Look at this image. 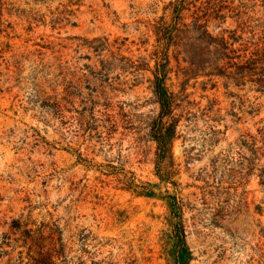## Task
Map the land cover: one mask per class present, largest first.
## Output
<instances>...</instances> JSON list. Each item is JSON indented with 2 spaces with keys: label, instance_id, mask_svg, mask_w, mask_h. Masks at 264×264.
I'll use <instances>...</instances> for the list:
<instances>
[{
  "label": "rangeland",
  "instance_id": "374dc122",
  "mask_svg": "<svg viewBox=\"0 0 264 264\" xmlns=\"http://www.w3.org/2000/svg\"><path fill=\"white\" fill-rule=\"evenodd\" d=\"M171 2L0 0V264H172L168 196L183 206L190 264H264V157L243 144L264 143V97L205 78L181 94L186 65L171 54L184 103L165 183L148 136L153 76L113 69L122 57L154 69L152 26L171 20ZM225 17L209 30L242 34L247 18Z\"/></svg>",
  "mask_w": 264,
  "mask_h": 264
},
{
  "label": "trees",
  "instance_id": "16d2710c",
  "mask_svg": "<svg viewBox=\"0 0 264 264\" xmlns=\"http://www.w3.org/2000/svg\"><path fill=\"white\" fill-rule=\"evenodd\" d=\"M200 2L201 6L196 7ZM235 0H174L170 3L173 9L172 18L167 21L161 17L152 26L155 38L154 52L151 61H154V69L143 61L134 62L125 57L120 62H126L124 66H113V63H102L100 72L101 82L105 83L111 67H120L123 72L134 70L136 73L150 72L153 76L152 87L156 103L159 106L158 115L148 123L149 138L156 145V166L168 164L171 169L164 176H158L161 182L171 183L174 172L173 145L178 136V127L181 117L177 112L182 109L181 96L171 89V54L182 68L186 80L182 84L181 94L185 93V85L191 80L201 78L214 81L223 79L227 87L233 85L236 88L250 87L252 91L264 97V0H238V6L234 7ZM196 8L193 22H185L184 13L190 8ZM225 12L234 14L239 19L246 17L247 21L240 25L242 34L236 31H224L215 34L209 30L212 20L225 19ZM196 13H200L198 15ZM262 15V16H258ZM253 24V25H252ZM240 27V26H239ZM244 29L246 32H244ZM244 34L248 36L244 38ZM100 40L95 39L94 42ZM95 53H100L95 48ZM138 63V64H137ZM213 109V108H212ZM259 111L252 109L249 114L255 115ZM114 125H112V128ZM243 144L248 146L254 158L264 157V143L257 147L253 137H247ZM264 141V136L262 142ZM113 176L118 183L124 185V190L140 197L153 198L156 194L151 189L135 184L133 180L120 179L118 174ZM170 217L172 239L174 246L170 252L172 264H190L193 260L187 243L186 226L183 219V206L181 201L173 196L165 198Z\"/></svg>",
  "mask_w": 264,
  "mask_h": 264
}]
</instances>
